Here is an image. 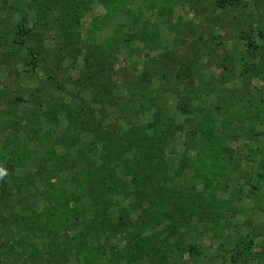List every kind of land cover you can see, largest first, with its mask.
<instances>
[{
	"label": "rangeland",
	"instance_id": "374dc122",
	"mask_svg": "<svg viewBox=\"0 0 264 264\" xmlns=\"http://www.w3.org/2000/svg\"><path fill=\"white\" fill-rule=\"evenodd\" d=\"M47 1L0 0V167L8 172L0 180V264H85L71 244L82 232L104 246L89 264H264V0H133V25L127 6L108 15L98 0H82L74 18L70 6L44 15ZM170 3L163 17L157 5ZM71 115L78 138L67 149ZM207 116L220 142L218 184L199 173L206 145L196 125ZM131 129L142 142L154 139L161 177L145 189L129 168L134 150L124 152L113 171L110 228L97 237V212L79 194L85 172ZM13 141L29 150L20 164L4 150ZM167 186L209 200L186 202L173 216L166 202L150 201L157 191L165 198ZM54 189L59 199L47 202ZM58 205L68 221L52 217ZM37 214L44 234L30 219ZM137 238L148 241L146 254L133 248Z\"/></svg>",
	"mask_w": 264,
	"mask_h": 264
},
{
	"label": "trees",
	"instance_id": "16d2710c",
	"mask_svg": "<svg viewBox=\"0 0 264 264\" xmlns=\"http://www.w3.org/2000/svg\"><path fill=\"white\" fill-rule=\"evenodd\" d=\"M82 0H71L69 3H63L61 0H49L46 3L43 4L41 10L47 13L50 9H55L61 11L62 13H66L68 8L71 7L72 17L78 18L79 14V8H80V2ZM145 1H151V0H145ZM238 0H216L215 3L218 6L225 7L226 5H232ZM60 2V3H59ZM99 4L104 7L107 10V14L110 15L111 13L115 12L119 9H124L125 6H127L126 11L127 13L134 17V21H130V25H133L134 22H137L135 18V14L131 7L128 5H131L133 0H98ZM75 6H72V5ZM172 3L166 6L157 5L159 7V13L163 17H165L170 10V6ZM70 6V7H69ZM62 7L64 9H62ZM79 7V8H78ZM100 27V26H99ZM21 31H25L22 28H20ZM132 37V36H131ZM247 39V46L251 50H254L257 46L253 43L250 37H246ZM113 43L108 42L104 49L107 51H110L113 47ZM96 72H92L90 74L89 78H93ZM93 75V77H92ZM95 78V77H94ZM58 108H55L54 110L57 112ZM158 114L156 113L154 115L152 126L155 130L159 131L157 135H159V142H162V145L166 143L165 141V135H163L162 131L158 127ZM67 119L69 120L67 127L64 129L62 133V144L65 148L69 149L73 146L75 141L77 140L78 136L76 133L71 129L72 122L74 120H77V116H68ZM55 120V117L51 118V121ZM200 129L199 133V140L205 143L206 150L201 154V165H200V176L204 178H209L213 184H218V181L216 179V172L218 173L219 169L221 168L218 163L214 161V159H217L216 156V148L219 147L220 142L216 140V135L213 133V126H214V118L207 116L206 118L201 117V119L198 120L197 125ZM134 129L128 130L127 134L123 133L119 135L118 139H115L114 143H112V148H109L106 146V152H104L103 160L94 171L85 172L86 175H89V180H87V186L82 184V187L80 189V195L82 196H88L92 205L94 206V209L97 212V221L99 222L98 227V233L95 234V236H99L100 234H104L106 230L110 228V222L111 220L107 217V211H108V201L109 195L114 192L116 189V185L119 184L118 179L113 177V171L117 167V161L120 159L121 155L124 152H128L129 150H134V157L131 160H128L130 162L129 168L131 171L136 174L134 177L137 179V176H141L140 180H143L144 183L142 184L145 189H149V186L154 185V182L161 177V173H159L160 169V163L159 161H156V156L158 153V148L154 142V139L149 138L147 141L142 142L141 135L137 134L133 131ZM49 133V132H48ZM46 133V134H48ZM124 134H126L124 136ZM46 138H48V135H44ZM13 145L15 148L12 152H9V147L7 144H4V150L6 151L7 158L11 157L16 164H20L24 159H26L27 154L29 150L27 147H21L19 146L17 141H13ZM222 147V146H221ZM194 161H192L193 163ZM143 163H147V165L144 167ZM159 171V172H158ZM51 170L49 171V173ZM99 173L100 176L96 179H93V176ZM76 183L79 182V179L77 178ZM58 189L52 190L50 192L51 194L55 195H45L44 198L47 202L55 201L59 199V194H56ZM156 191V190H155ZM179 196H181V199H177ZM156 200L157 202H160L161 204L166 202L167 206H169V211L167 214H172L173 216H178L177 213L179 210H181L182 207L186 205V202H192L193 200L206 202L209 199L202 196L201 192L197 193H189V197H185V195L179 194V191L175 192L174 189L171 186H167L166 188V196L165 198H162L158 191L155 197H152L150 201ZM179 200V201H177ZM173 202H176V205L173 206ZM151 203V202H150ZM172 203V206L170 207V204ZM78 205V211L82 209L81 204ZM56 212L53 214L52 217H57L60 221H68L67 216V209L63 207L62 205L55 206ZM49 211L48 209H46ZM77 211V210H76ZM52 212V209L49 211ZM47 216V215H46ZM74 216H76V213H74ZM77 217V216H76ZM33 225L36 226L37 232L44 234L47 232L48 225L46 218L40 214H37L35 217L30 218ZM121 222H125L122 218ZM56 221V220H55ZM58 222V221H56ZM86 228L89 229V226L86 225L83 227V229ZM57 230V229H56ZM54 230V231H56ZM57 232H54L53 234H56ZM86 233H80L79 236H74L73 238L76 240L75 242H72V246L76 247V252L79 256L82 257V260L85 264H89L90 262L99 259L103 255L104 246H91L87 243ZM69 241V240H68ZM148 241H144L141 238H137L135 241L133 248L136 249V252L139 254H146L148 249ZM67 249L70 248L69 246H65ZM150 248V247H149ZM239 254V253H238ZM233 260H236L237 257L232 256Z\"/></svg>",
	"mask_w": 264,
	"mask_h": 264
},
{
	"label": "clouds",
	"instance_id": "9594fccd",
	"mask_svg": "<svg viewBox=\"0 0 264 264\" xmlns=\"http://www.w3.org/2000/svg\"><path fill=\"white\" fill-rule=\"evenodd\" d=\"M8 175L7 169L0 167V180H3Z\"/></svg>",
	"mask_w": 264,
	"mask_h": 264
}]
</instances>
